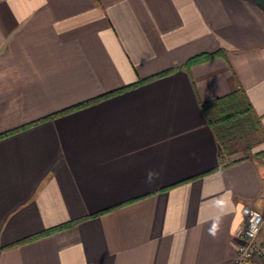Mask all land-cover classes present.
Returning a JSON list of instances; mask_svg holds the SVG:
<instances>
[{
    "label": "crops",
    "instance_id": "0c3cea01",
    "mask_svg": "<svg viewBox=\"0 0 264 264\" xmlns=\"http://www.w3.org/2000/svg\"><path fill=\"white\" fill-rule=\"evenodd\" d=\"M238 88L257 128L224 152L203 104ZM245 204L264 0H0V264H234Z\"/></svg>",
    "mask_w": 264,
    "mask_h": 264
},
{
    "label": "trees",
    "instance_id": "16d2710c",
    "mask_svg": "<svg viewBox=\"0 0 264 264\" xmlns=\"http://www.w3.org/2000/svg\"><path fill=\"white\" fill-rule=\"evenodd\" d=\"M218 54H219L218 52H213V53H202L199 55H195L187 60L186 66H189V65H192L198 62L206 61ZM169 71L170 70L161 71L150 77L139 79L137 82L128 85V87L163 76L169 73ZM67 110L69 109H66L64 111H67ZM203 111L205 115L207 116V119L211 123L213 129L215 130L217 138L221 144V148L223 149L224 152H227L228 146H229V140H231V132L228 129L232 125H234L239 118L247 119L251 127H253V130L257 128V121L255 118V115L252 113V108L247 99V96L244 90L241 88L233 90L230 93L224 96H221L209 103L203 104ZM48 117H45V118H48ZM69 224L71 223H64L62 225H58L53 228L46 229L44 231H41L40 233L26 237L18 241L17 243L30 241L39 236L51 233L59 228H63Z\"/></svg>",
    "mask_w": 264,
    "mask_h": 264
},
{
    "label": "built area",
    "instance_id": "2783aa9c",
    "mask_svg": "<svg viewBox=\"0 0 264 264\" xmlns=\"http://www.w3.org/2000/svg\"><path fill=\"white\" fill-rule=\"evenodd\" d=\"M241 212L242 224L234 234V264H254L255 258L264 263V246L257 241L264 217L259 210L247 204L242 206Z\"/></svg>",
    "mask_w": 264,
    "mask_h": 264
},
{
    "label": "rangeland",
    "instance_id": "374dc122",
    "mask_svg": "<svg viewBox=\"0 0 264 264\" xmlns=\"http://www.w3.org/2000/svg\"><path fill=\"white\" fill-rule=\"evenodd\" d=\"M228 130L231 132V140H233L232 145L239 146L241 148L247 146V138L251 137L253 133V127L249 124L247 119L239 118L234 125H232Z\"/></svg>",
    "mask_w": 264,
    "mask_h": 264
}]
</instances>
